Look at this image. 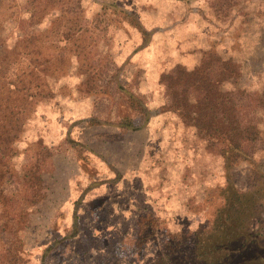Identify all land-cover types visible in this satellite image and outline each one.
<instances>
[{"label": "rangeland", "instance_id": "rangeland-1", "mask_svg": "<svg viewBox=\"0 0 264 264\" xmlns=\"http://www.w3.org/2000/svg\"><path fill=\"white\" fill-rule=\"evenodd\" d=\"M38 33L58 75L0 127V264H151L227 183L256 204L218 264H264V0H0V54Z\"/></svg>", "mask_w": 264, "mask_h": 264}, {"label": "trees", "instance_id": "trees-1", "mask_svg": "<svg viewBox=\"0 0 264 264\" xmlns=\"http://www.w3.org/2000/svg\"><path fill=\"white\" fill-rule=\"evenodd\" d=\"M43 34L24 36L23 47L18 43L4 54H0V127L6 125L12 128L11 124L15 125L14 120L24 113L26 100L45 94L47 85L43 77L49 75V71L52 76L58 75L57 67L44 65L39 60L48 61L52 53L58 56L60 52H48L35 42ZM54 34L57 35V41H65L68 38V34L63 32ZM32 42L37 47L30 50L28 45ZM60 47L63 49L65 45ZM207 98L201 104L209 103ZM121 122L131 124L130 121ZM236 128H239L240 132L237 133L240 136L253 139L258 134L257 128L251 125L237 124ZM225 135L229 140L232 139V133L225 131ZM237 145L238 143L228 145L227 149L233 147L230 151L236 154V149H239ZM220 191L222 201L215 210L212 226L198 229L191 236L184 231L170 233L167 238L168 252L158 256L151 264H218L231 254L239 236L248 231L256 201L250 199L248 190L240 191L232 183L225 184ZM5 260L7 264H14L10 257Z\"/></svg>", "mask_w": 264, "mask_h": 264}]
</instances>
